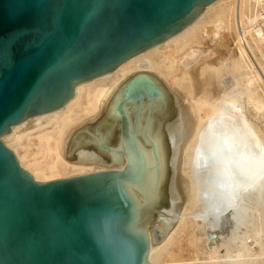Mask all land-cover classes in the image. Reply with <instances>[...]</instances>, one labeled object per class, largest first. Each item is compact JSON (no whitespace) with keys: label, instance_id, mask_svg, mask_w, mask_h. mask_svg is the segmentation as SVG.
Wrapping results in <instances>:
<instances>
[{"label":"water","instance_id":"obj_1","mask_svg":"<svg viewBox=\"0 0 264 264\" xmlns=\"http://www.w3.org/2000/svg\"><path fill=\"white\" fill-rule=\"evenodd\" d=\"M217 0H0V264H150L187 201L180 172L191 132L179 98L150 73L129 76L75 131L73 165L122 168L41 183L1 141L61 108L194 22Z\"/></svg>","mask_w":264,"mask_h":264},{"label":"bare ground","instance_id":"obj_2","mask_svg":"<svg viewBox=\"0 0 264 264\" xmlns=\"http://www.w3.org/2000/svg\"><path fill=\"white\" fill-rule=\"evenodd\" d=\"M226 1L217 0L205 7V14L199 16L195 23L192 22L193 25L128 59L113 72L79 84L75 87L76 95L64 108L35 116L25 123L26 120L12 127V133L3 138L5 143L7 139V143H12L6 145L12 149L20 166L37 182L47 183L108 171L69 163L63 152L67 136L83 121L94 119L129 76L141 72L156 76L166 66L164 79L183 100L191 126L183 149V163L189 166V170L184 172L186 177L182 178L181 183L188 200L175 229L160 246H152L148 226L150 250L147 261L150 264H162L164 255L169 256L171 262L180 263L174 249L179 246L180 236L188 227L204 231L200 238H196L199 233L196 234V231L192 237L197 240H189L193 242H190L193 251L188 264H264V111H261L264 109V96L254 91L262 78L248 59L252 41L258 46L259 52L264 53V36L253 27L255 9L263 7L259 5L262 0H247V6L244 0H234V46L242 55V62L231 51L227 55L223 53L226 56L223 55L221 59L217 57V62L207 63L204 67L201 64L194 68L195 63L183 60L188 55L187 49L196 42L202 30L212 27L219 31L213 32L217 34L212 39L214 44L222 41L221 50H224L222 44L228 42L223 43L227 36L221 40L220 32L230 31V28L228 30L225 27L224 20L231 8H222L214 16L210 13ZM160 49L163 50L164 58L155 62L153 57ZM207 68L217 75L224 87L211 105L198 99L203 95L202 92L200 96H192L195 83L199 77L202 78ZM176 71L181 72V76L175 75ZM225 72L233 77L229 85L225 84L223 78ZM238 75L239 78L246 77L244 89L248 97L244 102L241 100ZM261 83L264 85V80ZM233 85L235 87L228 90ZM187 89L189 92L185 94L184 90ZM232 102H237V110L230 111L228 108ZM249 104L255 111H247ZM208 106L211 111H204ZM27 125L34 126V130L25 132ZM127 164L128 159L122 168L114 170L123 171ZM195 241H203L204 247Z\"/></svg>","mask_w":264,"mask_h":264},{"label":"rangeland","instance_id":"obj_3","mask_svg":"<svg viewBox=\"0 0 264 264\" xmlns=\"http://www.w3.org/2000/svg\"><path fill=\"white\" fill-rule=\"evenodd\" d=\"M245 1V5L247 6V0H244ZM262 5L263 6V4H264V0H262L260 3H259V5ZM227 6H230V14L225 18V20H224V25H226L225 27L229 30V28H230V31L229 32H226V33H224V32H220V34L222 35L221 37H222V39L221 40H224V38H226V36H227V39H225L224 41H223V43L226 41H228L226 44L224 43V44H222L224 47H223V51L221 50L222 49V47H221V43H222V41L221 42H218L219 43V45H217L218 43L216 42V44H214L215 42H213L214 40H212V39H215L214 38V36L215 35H217L216 33H213V32H219L216 28H214V27H212V28H209V29H212V30H209V29H207V30H205V31H203L202 30V32H201V34H200V36H198V39L196 40V42L192 45V46H189V48L187 49V52H188V55H186V56H184L183 57V60H185V62H189L190 61V63L191 64H193V63H195V65H194V68H195V66H196V68H198V67H200V65L201 64H204V65H202V67H204V66H206V64L208 63H213L214 61L215 62H217V59L218 58H222V57H224V56H226L230 51H231V53H233L234 54V56L236 57V59H238L240 62H242L243 61V57H242V55L240 54L239 55V50L237 49V47L236 46H234V41H235V39H234V33H235V31H234V25H233V16H234V11H235V1L234 0H227L226 2H224V3H222V4H220V5H218L217 7H215L212 11H211V13L210 14H212V16H214L219 10H221L222 8H225V7H227ZM206 10H207V8L204 10V12L200 15V17L203 15V14H205V12H206ZM214 14V15H213ZM200 17H198V19L200 18ZM197 19V20H198ZM196 20V21H197ZM195 21V22H196ZM194 22V23H195ZM193 23V24H194ZM193 24H191V25H193ZM190 25V26H191ZM215 30H214V29ZM207 31V32H206ZM224 35V36H223ZM214 44V45H213ZM216 45H217V47H216ZM227 45V46H226ZM213 46V47H212ZM225 46H226V48H225ZM195 47V48H194ZM208 47V48H207ZM214 47H215V51H214ZM218 47H220V49L218 48ZM228 47V48H227ZM197 48V49H196ZM198 48H201V50H198ZM231 48V49H230ZM246 48V47H245ZM192 49V50H191ZM210 49V50H209ZM212 49H213V52L215 53V55H214V53L212 52ZM217 49H219V50H217ZM233 49V50H232ZM226 50H229L228 52L226 51ZM246 50H248V48H246ZM219 51H222L221 53L219 52ZM226 52V53H225ZM249 53H248V59H249V61L254 65V67L256 68V70H258V72L260 73V76H261V78L262 79H260L259 80V82H257V84H256V86H255V89H254V91L255 92H257L258 93V95L259 96H264V85H262L263 83H261L263 80H264V58L262 57V55H264V53H262L261 54V52H259V49H258V46H256L255 45V43H253V41L250 43V49H249V51H248ZM218 53H220L219 54V56H217V54ZM226 54V55H224V54ZM213 55V56H212ZM222 55V56H221ZM224 55V56H223ZM163 56V57H162ZM207 57V58H206ZM218 57V58H217ZM163 58H164V53H163V50L162 49H160V51L153 57V60L155 61V62H159V61H162L163 60ZM217 58V59H216ZM247 60V59H246ZM208 61V62H207ZM210 61V62H209ZM248 61V60H247ZM214 62V63H215ZM168 67V66H167ZM259 68V69H258ZM260 70V71H259ZM175 75H179V76H181V72H178V71H176L175 72ZM156 76L157 77H159L162 81H163V83L165 84V86L172 92V93H174L178 98H179V100L181 101V103H182V105H183V108H184V110L185 111H187L186 110V106H185V104H184V102H183V100L181 99V97L179 96V94L176 92L175 93V91L173 90V89H171L170 87H169V84H167V82L165 81V79H166V66H164L163 68H162V70L160 71V72H157L156 73ZM230 76V77H229ZM164 77H165V79H164ZM240 77V75H238L237 76V78H238V80H239V90L242 92V102H244V101H246L247 100V97H248V94H246V92H245V89H244V81H245V79H246V77H244V76H242L241 78H239ZM200 78V79H199ZM198 78V80H197V83H195V88H194V93H196V94H194L193 93V97L194 96H200V95H202V96H200V97H198V99H201V102H205V103H207V104H212V102H214L215 100H217L218 99V97H219V95H220V91H222L223 90V83H221L220 81H219V78L217 77V75L210 69V68H207V70L205 71V73L202 75V78L201 77H199ZM223 78H225V84H227L228 83V85H229V81L230 80H233V77L231 76V74L230 73H228V72H225V73H223ZM230 78V79H229ZM203 79V80H202ZM226 79H228V80H226ZM261 81V82H260ZM233 82V81H232ZM231 84V83H230ZM235 86L233 85V86H231L228 90H230L231 88H234ZM119 89V88H118ZM117 89V90H118ZM116 90V91H117ZM203 90V91H202ZM115 91V92H116ZM114 92V93H115ZM188 92H189V90L187 89V90H184V93L185 94H188ZM201 92H202V94H201ZM184 94V95H185ZM233 94H235V92H233ZM113 96V95H112ZM111 96V97H112ZM110 97V98H111ZM109 98V99H110ZM109 101V100H108ZM108 103V102H107ZM107 103H105L104 105H103V107H102V109L101 110H103L104 109V107L107 105ZM228 108L230 109V111H233V110H237L238 109V104H237V102H232L229 106H228ZM204 111H211V107H206V108H204ZM247 111H255V110H253L252 109V105L251 104H249L248 106H247ZM261 111H264V109H262ZM101 112L102 111H100V113L94 118V119H92V120H87V121H83L82 122V124H80L78 127H76L74 130H72V132L67 136V138H66V141H65V145H64V150H65V147H66V143H67V141L70 139V137L73 135V133L75 132V131H78V130H80V129H82L85 125H87L88 123H90V122H92V121H94V120H96L99 116H100V114H101ZM255 113V112H254ZM256 114V113H255ZM254 114V115H255ZM256 116H257V114H256ZM33 118H35V116L34 117H32V118H30V119H28L25 123H27L28 121H30L31 119H33ZM21 125V124H20ZM19 126V125H18ZM33 127L34 126H30L29 127V125H27V127H25V128H27L26 129V131L25 132H28L30 129V131H33L34 129H33ZM12 128V127H11ZM35 128V127H34ZM263 131H264V129H263ZM11 133H12V130H11ZM11 133H8V134H6V135H4L3 137L1 136V141H2V143L5 145V146H7L9 149H11L8 145H6V143H7V140H5L6 141V143L4 142V140H3V138H5L6 136H8V135H10ZM69 138V139H68ZM7 144H12V143H9V141H8V143ZM12 150V149H11ZM19 153H21V150H19L18 151ZM64 152V158H65V151H63ZM183 152H184V150H183ZM183 156L185 157V153H183ZM183 156H182V165H181V171L183 172V174L185 175V171H188L189 170V166L188 165H185L183 162H184V158H183ZM66 159V158H65ZM95 168H103V169H106V170H108V169H115V168H108V167H103V166H94ZM182 172H180V182L182 183V178L183 177H186V175L184 176L183 174H182ZM51 182V181H50ZM42 183H45V182H42ZM185 194V193H184ZM185 196H186V199L188 200V195L187 194H185ZM176 227V226H175ZM175 227H174V229H175ZM173 229V230H174ZM150 230H151V228H150ZM172 230V231H173ZM200 231H198V229L195 231V230H193L191 227H188L182 234H181V236H180V239H179V246L178 247H176L175 249H174V252L176 253V259H179V260H181V262H183V263H173V262H171L172 260L169 258V256H167V255H164L163 256V258H162V261H161V263L162 264H188L189 263V261L188 260H190L191 259V257L190 256H192V251H193V246H191V243H193V242H191V241H193V238L194 237H192V234H194L195 232H196V234L198 233V234H200V235H196V234H194V235H196L197 237L196 238H200V236H201V234L204 232H202L201 230H203V229H199ZM171 231V232H172ZM170 232V233H171ZM169 233V234H170ZM168 234V235H169ZM199 236V237H198ZM167 238V237H166ZM196 238H194V240L196 239ZM165 240V239H164ZM189 240H191L190 242H189ZM197 240V239H196ZM164 242V241H163ZM162 242V243H163ZM187 242H189L190 243V245H189V243H187ZM161 243V244H162ZM181 243H183V244H181ZM187 243V244H186ZM195 243H198V245H200L201 247H204V242L202 241V242H200L199 243V241H195ZM158 246H160V245H158ZM191 248V249H190ZM184 255V256H183ZM182 256V257H181ZM184 259V260H183ZM188 262V263H187ZM190 264H191V262H190ZM244 264H248V263H244Z\"/></svg>","mask_w":264,"mask_h":264},{"label":"built area","instance_id":"obj_4","mask_svg":"<svg viewBox=\"0 0 264 264\" xmlns=\"http://www.w3.org/2000/svg\"><path fill=\"white\" fill-rule=\"evenodd\" d=\"M254 29L264 36V4L262 8L255 9ZM241 26V25H240ZM242 30V27H241Z\"/></svg>","mask_w":264,"mask_h":264}]
</instances>
